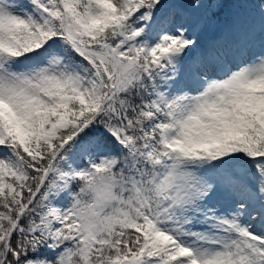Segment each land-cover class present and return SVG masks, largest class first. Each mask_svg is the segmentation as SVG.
Here are the masks:
<instances>
[{
    "label": "snow or ice",
    "instance_id": "1",
    "mask_svg": "<svg viewBox=\"0 0 264 264\" xmlns=\"http://www.w3.org/2000/svg\"><path fill=\"white\" fill-rule=\"evenodd\" d=\"M0 264H264V0H0Z\"/></svg>",
    "mask_w": 264,
    "mask_h": 264
}]
</instances>
